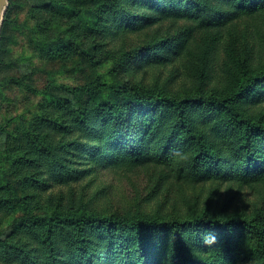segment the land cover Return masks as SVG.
I'll list each match as a JSON object with an SVG mask.
<instances>
[{
    "label": "trees",
    "instance_id": "16d2710c",
    "mask_svg": "<svg viewBox=\"0 0 264 264\" xmlns=\"http://www.w3.org/2000/svg\"><path fill=\"white\" fill-rule=\"evenodd\" d=\"M37 1L40 9H30L36 20L29 28L32 47L52 57L72 51L90 61L94 47L76 40L75 23L62 28L56 17L76 21L89 15L91 21L83 28L90 33L105 29L113 40L126 30L142 32L167 20L197 28L222 26L239 16L264 20V0ZM10 9L11 0L0 35V69L11 43L7 35ZM105 19L111 20L109 28L103 25ZM189 39V33L177 38L156 36L136 50L132 59L145 67L163 65L186 53ZM122 57L127 54L119 60ZM244 62L239 63L238 74L232 73L229 85L205 94L179 96L127 81L108 83L101 77L76 88L54 83L36 90L17 78L7 83L37 92L61 113L68 112L64 113L67 122L61 117L40 119L60 136L77 132L81 138L71 140L70 145L79 150L82 161L86 154L92 161L100 158L99 152L112 145L116 154L161 166L186 184H248L264 180V113L254 115L251 110L264 104V64L252 71ZM25 134L38 153H50L47 134L36 135L28 129ZM22 160L30 161L23 155L14 158L16 163ZM17 188L7 176L0 177V212L27 211L28 195L19 196ZM171 213L129 217L56 207L49 213L13 220V231L26 233L33 247L0 238V250L4 259L21 264H212L217 258L223 264H238L236 242L249 236L254 244L243 264H264L262 216H223L192 209ZM208 232L215 234L216 242L206 245L203 237Z\"/></svg>",
    "mask_w": 264,
    "mask_h": 264
},
{
    "label": "rangeland",
    "instance_id": "374dc122",
    "mask_svg": "<svg viewBox=\"0 0 264 264\" xmlns=\"http://www.w3.org/2000/svg\"><path fill=\"white\" fill-rule=\"evenodd\" d=\"M39 2L11 0L7 16L10 24L7 35L11 37V43L0 69V166L3 168L0 167V177L7 176L10 184L17 185L19 196L28 195V206L27 211L0 212L2 240L18 244L27 242V248L33 247V241L26 233L13 231V220L28 214L49 213L56 207L129 217L157 211L171 215V212L192 209L219 212L223 216L252 217L258 214L264 218V180L248 184L237 181L186 184L170 177L161 166L116 154L112 145L99 152L98 157L102 155L99 160L92 161L87 154L84 161L80 160L79 150L72 148L70 141L81 136L75 131L60 136L40 119L41 116L61 117L67 122L65 114L68 112L61 113L37 92L7 83L11 78H17L36 90L54 83L76 88L101 77L108 83L127 81L162 88L179 96L198 91L204 94L220 91L229 85L232 73H239L240 62L246 61L244 64L252 71L259 70L264 64L263 19L239 16L225 25L211 28L167 20L142 32L126 30L113 40L105 29L102 33H90L83 28L82 25L91 21L89 15L76 21L56 17L62 28H70L75 23L76 40L94 47V59L90 61L72 51L65 50L58 57H52L32 47L29 28L36 20L31 17L30 9H40ZM7 3L3 23L10 0ZM110 22L105 19L103 25L109 28ZM188 33L187 52L174 61L145 67L132 59L136 50L156 36L177 38ZM124 54L127 57L119 60ZM127 58L128 62H125ZM57 92L53 91L54 94ZM66 95L70 98L63 92V96ZM251 110L254 115L264 113V104ZM26 129L36 135H48L49 154L35 150L25 134ZM22 155L30 161L16 163L14 158ZM54 158L57 161H50ZM253 244L249 236L237 240L234 257L238 264H243V257ZM2 252L0 250V264H21L15 259H4ZM212 264H223V260L217 258Z\"/></svg>",
    "mask_w": 264,
    "mask_h": 264
},
{
    "label": "water",
    "instance_id": "95a60500",
    "mask_svg": "<svg viewBox=\"0 0 264 264\" xmlns=\"http://www.w3.org/2000/svg\"><path fill=\"white\" fill-rule=\"evenodd\" d=\"M7 0H0V35H1V29H2V24H3V17L5 10L7 8Z\"/></svg>",
    "mask_w": 264,
    "mask_h": 264
},
{
    "label": "clouds",
    "instance_id": "9594fccd",
    "mask_svg": "<svg viewBox=\"0 0 264 264\" xmlns=\"http://www.w3.org/2000/svg\"><path fill=\"white\" fill-rule=\"evenodd\" d=\"M203 242L206 245L213 244L216 242V236L214 233L208 232L204 237H203Z\"/></svg>",
    "mask_w": 264,
    "mask_h": 264
}]
</instances>
